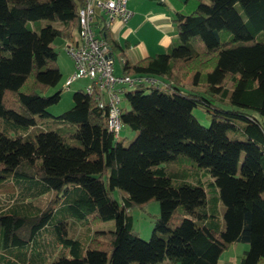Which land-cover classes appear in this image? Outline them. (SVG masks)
Segmentation results:
<instances>
[{
  "label": "trees",
  "instance_id": "obj_1",
  "mask_svg": "<svg viewBox=\"0 0 264 264\" xmlns=\"http://www.w3.org/2000/svg\"><path fill=\"white\" fill-rule=\"evenodd\" d=\"M83 3L0 0V262L217 264L241 242V264H264V0H187L168 51L123 64V75L158 81L122 92L121 123L135 132L127 144L108 131L96 87L74 92L57 116L47 111L61 94L47 95L62 76L52 43L77 31ZM198 105L208 127L192 114ZM37 118L52 121L44 129ZM150 201L160 213L143 240L130 212ZM109 220L113 229L83 243L67 233ZM55 240L70 257L47 263Z\"/></svg>",
  "mask_w": 264,
  "mask_h": 264
},
{
  "label": "built area",
  "instance_id": "obj_2",
  "mask_svg": "<svg viewBox=\"0 0 264 264\" xmlns=\"http://www.w3.org/2000/svg\"><path fill=\"white\" fill-rule=\"evenodd\" d=\"M98 12L106 18L105 27L114 20L125 23L131 15L127 9V0H84L78 10L79 27L76 35L65 46L66 53L74 63V71L63 85L68 88L78 79L88 80L84 89L88 94L96 87L101 93L97 98L98 106L108 110V131L118 137L122 124L120 102L123 90L141 84L154 85L158 81L151 76L114 75V59L108 43L93 30Z\"/></svg>",
  "mask_w": 264,
  "mask_h": 264
},
{
  "label": "crops",
  "instance_id": "obj_3",
  "mask_svg": "<svg viewBox=\"0 0 264 264\" xmlns=\"http://www.w3.org/2000/svg\"><path fill=\"white\" fill-rule=\"evenodd\" d=\"M186 2L187 0H127V9L131 12L129 19L125 23L114 20L108 27L104 24L105 16L98 12L93 25L94 32L100 37V28H105L116 44L115 50L111 52L114 75H123L122 66L125 62L134 64L168 51L178 38L175 16L179 12H187ZM75 35L76 31L68 40L62 38L65 46ZM58 67L60 72L63 69L67 77L74 71L71 64L65 68L58 64ZM237 247L234 246V249ZM247 249L248 245L241 246L238 253L234 250L224 258L220 255L217 264H241V256Z\"/></svg>",
  "mask_w": 264,
  "mask_h": 264
},
{
  "label": "rangeland",
  "instance_id": "obj_4",
  "mask_svg": "<svg viewBox=\"0 0 264 264\" xmlns=\"http://www.w3.org/2000/svg\"><path fill=\"white\" fill-rule=\"evenodd\" d=\"M52 46L54 49L57 51L58 54V64L65 68L69 67V64L74 66V63H72L71 58L66 54L65 50V43L62 38H55ZM74 70V67H73ZM61 79L59 83L57 84L56 87L51 88L47 95H51L54 93L56 90L60 89L61 94H60V100L58 103L50 105L47 108V111L53 115L57 116L68 109H70L73 106V94L74 92L78 90H84L86 84L88 83V80L85 79H78L74 81L68 88L64 87V81L67 79V76H65V73L63 72V69H61ZM120 107L122 109L128 108V104L126 100L121 96V102H120ZM192 114L194 117L197 119V121L204 127H208L210 124V115L208 112H206V108L203 105H198L193 108ZM37 127L39 128H44L46 127L47 123L52 121L51 118L49 119H39L37 118ZM0 130L4 131V124L3 121L0 119ZM36 130V129H35ZM9 134L11 136H16V135H22L24 134L23 129H18L16 131H9ZM135 135V132L129 129L127 126L121 124V128L119 130L118 138L119 140H123L124 144H127ZM169 169L176 170V166L170 165ZM209 177L205 176L202 177L201 180L204 182V185H207V182L209 181ZM104 181L106 182V177H104ZM208 189V187L206 186ZM114 197L116 198L117 201L121 202V198L119 195V192L117 190H114L113 192ZM212 194H209V196ZM51 197V195L47 194L45 196H42L35 200L34 204L36 206L42 207L46 200H48ZM223 209V206L221 203H218V211L221 212ZM160 210H159V203L157 201H150L142 206H136L131 209L130 216L132 220V227L133 230L138 234V236L143 239V240H148L151 236L154 222L156 218L159 216ZM114 228V222L112 220L109 221H104V222H99L94 226L85 228L81 226L78 223H75L73 225L68 226L67 228V233L71 237L77 239L79 242L83 243L85 237L88 234H92L95 231H101V230H111ZM56 246L53 244L51 245L50 241L49 243L45 246L48 249L49 256L51 257L50 260L47 263H50L51 260L59 257L60 255H66L67 257H70L69 250L62 246L60 243H57L55 240ZM236 244V245H234ZM246 243H232L230 244L221 254L222 257L224 258L225 255L231 254L234 252H239L241 249V246H246ZM234 246H238L237 249H234ZM0 264H5L4 262H0ZM157 264H172L169 260H164L162 262H159Z\"/></svg>",
  "mask_w": 264,
  "mask_h": 264
}]
</instances>
